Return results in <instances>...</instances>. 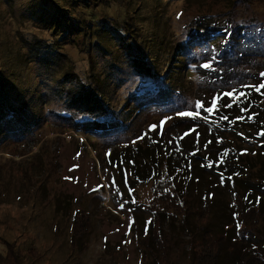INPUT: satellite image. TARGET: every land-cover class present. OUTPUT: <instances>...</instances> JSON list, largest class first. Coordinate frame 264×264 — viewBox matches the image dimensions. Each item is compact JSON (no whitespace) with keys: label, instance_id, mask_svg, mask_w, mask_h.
Segmentation results:
<instances>
[{"label":"rangeland","instance_id":"rangeland-1","mask_svg":"<svg viewBox=\"0 0 264 264\" xmlns=\"http://www.w3.org/2000/svg\"><path fill=\"white\" fill-rule=\"evenodd\" d=\"M69 1L70 5L67 0H0V59L9 57L5 59L7 67L4 69L10 75L13 72V79L20 81L24 89L25 101L42 116L41 124L20 139L16 137V127L0 115V254L6 253L5 242H14L33 254L27 255L24 264H144L146 260L151 263L154 256L137 230L145 227L150 218L146 206L153 197L152 184L134 182V175L126 169L133 164L129 155L136 156L139 147L153 149L156 141L177 147L178 130L169 127L176 119L189 118L191 115L182 116L181 113H194L197 102L200 109L207 106L212 93L202 87L200 78L189 74L194 85L190 84L186 97L175 99L176 104L169 107L170 111L165 113L160 109V113L151 110L137 114L125 123L127 130L107 128L103 130L106 132L94 135L76 132L72 119L87 117L85 109L72 110V119L60 117L58 113L67 108L61 93L73 91L75 88L72 87L82 81L102 91L106 99L111 98L116 105L118 101L125 102L133 92H145L140 88L149 83L135 77L134 69L132 71L114 59L115 49L110 43L105 44L104 53L98 49L88 51L87 42L80 41L76 43L78 46H68L55 55L29 54L26 47L33 34L49 37L48 33L40 34L35 27L39 12L46 10L52 13L48 14L47 20L64 23L67 17L61 16L59 20L54 16H59L62 8H72L74 0ZM136 1L132 11L139 12L144 30L156 31L158 34L154 38L168 43V47L169 44L184 43V35H187L184 25L194 15L192 9H186L188 3L157 0L165 1L160 6L155 5V0ZM194 1L198 5V1ZM124 7L113 3L108 11H102L107 6L100 5L98 16L108 13L122 20ZM75 12L71 15L76 18ZM247 13L248 18L254 13L253 19L264 24V3L250 7ZM71 15H68V21L75 22ZM179 16L182 18L177 20ZM90 20L95 22V19ZM160 29L166 32L164 36ZM19 45L22 47L20 53ZM24 58V65L15 62L21 63ZM65 75L66 81H58ZM134 107L135 104L127 116L135 114ZM159 128L165 131L156 133ZM202 129L201 133L196 131L194 140L197 137L200 140V135L206 131L211 134L218 131L206 129V126L198 128ZM223 135L224 143L242 155L257 157L261 150L256 139L241 140L242 143L237 144L240 140L232 132ZM193 138L188 137L185 144ZM188 149L186 147L184 155L190 151ZM225 151L229 152L228 149ZM201 152L207 155L214 149ZM195 164L194 179L190 181L194 199L190 222L198 224V210L208 203L211 228L219 227L221 223L227 227L238 225L243 209L239 200H233L231 184L219 175L203 170V164L201 167L198 162ZM80 209L90 212V226L77 242L82 244H74L72 226L76 223L74 215ZM82 223L80 218L81 228L86 226ZM167 229L171 236L173 264H185L190 241L187 226L176 224L174 227L167 223Z\"/></svg>","mask_w":264,"mask_h":264},{"label":"trees","instance_id":"trees-1","mask_svg":"<svg viewBox=\"0 0 264 264\" xmlns=\"http://www.w3.org/2000/svg\"><path fill=\"white\" fill-rule=\"evenodd\" d=\"M67 1L70 5V1ZM196 1L198 5L194 0H184L188 3L186 9H192L194 15L184 25L187 32L184 43L177 46L169 44L168 47V43L154 38L158 33L150 31L151 28L144 30L143 25H140L139 12L136 9L132 11L136 0H74L72 8H62L61 14L54 16L59 20L61 16L67 17L64 23L47 20L48 14L52 13L46 10L39 12L35 27L40 34L48 33L49 37L33 34L26 48L29 54L55 55L68 46L84 41L87 42L85 47L88 51L98 49L104 53L105 44L110 43L115 49L114 59L132 71L134 69L135 77H141L149 83L147 87L140 88L145 92H133L125 102L118 101L116 105L111 98L106 99L102 91L82 81L72 87L75 88L73 91L61 93L67 108L58 115L72 119V110L84 108L87 117L72 120L75 121V131L85 134L104 133L106 131L103 130L107 128L113 131L127 130V120L151 110H159L160 113V109H163L166 113L176 104L175 99L187 94L190 84L194 85L189 74L200 78L202 87L207 88L212 97L207 106L195 109L189 118L176 119L169 127L178 130L177 147L172 148L165 142L156 141L153 149L142 150L139 147L136 156L129 155L133 164L126 169L134 175L136 181H133L152 184L153 197L146 206L150 218L145 224L146 228L142 226L141 230H137L154 256L151 263L146 260L144 264H173L167 223L174 227L176 224L184 228L187 226L190 241L185 264H264V135H261L264 132V89L256 92L243 87L264 82V24L257 18L253 19L254 13L249 18L247 13L250 7L264 3V0ZM164 2L155 0V5L162 6ZM113 3L126 8L122 20L108 13L98 16L100 5L107 6L102 11H108ZM72 11H76V18L71 15ZM69 14L71 19L75 18V22L68 21ZM90 18L95 19V22ZM181 18L179 16L176 19ZM253 26L258 27L253 29ZM160 32L162 36L166 34L161 29ZM19 48L20 53L22 47L19 45ZM5 59L9 57L0 59V115L16 127V137L21 139L41 124L42 116L35 113L25 101L24 89L20 81L13 79V72L10 75L4 69L7 67ZM15 62L24 65L25 58L21 63ZM204 65L210 67L205 68ZM63 79L66 81L68 77L65 75L58 81ZM234 88L251 91V95L239 100L223 96L224 92ZM133 104L135 114L127 116ZM229 104L231 107L227 106ZM209 108L212 111L209 112ZM241 108L248 111L241 112ZM224 116L228 119L225 120ZM249 116L253 118L249 120ZM33 119L34 123L31 124ZM205 126L206 129L218 131L215 134L206 131V134L200 135V140L198 137L194 140L196 131H203L198 128ZM159 129L156 133L165 131ZM229 132L239 138L237 144L242 143L241 140L256 139V145L261 149L258 156L242 155L239 150L231 149L223 138V134ZM188 137L193 140L185 144ZM186 147L190 151L184 155ZM213 149L211 154L201 152ZM195 162L200 167L203 164L201 168L206 172L219 175L231 184L233 200H239L243 209L238 225L227 227L220 222L222 225L211 228V206L208 203L198 210V224L190 222L194 200L190 181L194 179ZM74 216L73 242L82 244L77 242L82 240L86 228L90 226L91 214L80 209ZM80 218L82 225H86L82 228L78 224ZM5 246L6 253L0 254V264H24L27 255H33L14 242H5Z\"/></svg>","mask_w":264,"mask_h":264},{"label":"snow or ice","instance_id":"snow-or-ice-1","mask_svg":"<svg viewBox=\"0 0 264 264\" xmlns=\"http://www.w3.org/2000/svg\"><path fill=\"white\" fill-rule=\"evenodd\" d=\"M205 68H209L210 65H204ZM264 75V74H262ZM244 88H247V89H251V90H254L256 92H260L261 89H264V82L260 83L259 85H244L243 86ZM251 95V91H248V92H245V91H241V90H237V89H232L231 91L229 92H224L223 93V96L224 97H235L237 100H239L241 97H244V98H247L248 96ZM262 95H264V93H262ZM243 102V101H241ZM228 107H231V105H227ZM201 107L200 103L197 102V105H196V108L199 110ZM209 112L212 111L211 108L207 109ZM248 109L246 108H241V112H247ZM182 116H189L191 115V113H188V112H182L181 113ZM253 117L252 116H249L248 119L251 120ZM224 119L227 120L228 117L227 116H224ZM261 135H264V132L261 133ZM239 227V226H238Z\"/></svg>","mask_w":264,"mask_h":264}]
</instances>
